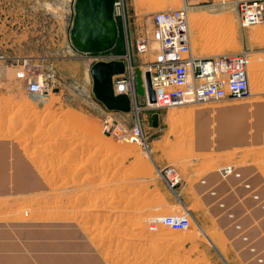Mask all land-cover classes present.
Here are the masks:
<instances>
[{"label": "rangeland", "instance_id": "1", "mask_svg": "<svg viewBox=\"0 0 264 264\" xmlns=\"http://www.w3.org/2000/svg\"><path fill=\"white\" fill-rule=\"evenodd\" d=\"M237 1L192 2L189 40L195 56L246 54L245 99L151 110L135 85L137 104L121 114L95 98L92 59L71 43L75 0H0V172L8 171L0 186L29 187L0 197V257L14 262L13 251L35 248L59 264L264 263V181L257 185L264 177V130L254 113L264 108V23L241 28ZM181 4L122 0L124 17H114L118 38L107 54L129 56L141 67L152 57L139 56L134 42L151 35L150 15ZM22 60L53 75L39 100L17 77ZM230 107L244 110L242 129L219 131L217 114ZM135 125L143 147L114 137L113 130L125 135ZM66 158L73 166L59 165ZM232 165L245 178L196 188ZM168 168L180 177L173 188L159 176ZM14 170L22 177L14 178Z\"/></svg>", "mask_w": 264, "mask_h": 264}, {"label": "built area", "instance_id": "2", "mask_svg": "<svg viewBox=\"0 0 264 264\" xmlns=\"http://www.w3.org/2000/svg\"><path fill=\"white\" fill-rule=\"evenodd\" d=\"M196 1L202 0H181L179 8L166 9L150 15L151 35L134 42L135 52L139 56L145 59L147 56L152 57L143 61L141 67L133 66L129 56H112L107 52L86 54L90 56L93 64L123 62L124 73L112 79L114 95L127 96L131 106L137 104L136 71L140 72L142 78L145 73L149 74L155 95L154 103H148L151 110L179 108L187 104L207 105L241 101L250 94L245 53H223L211 57L193 54L189 40L188 9L192 2ZM237 2L241 28L264 23V0ZM122 6V0H114V17H124ZM18 64L21 70L17 77L25 82L27 96L32 100H39L47 94L53 82V75L39 74L33 66L23 60ZM144 98L148 101L146 96ZM113 135L118 140L124 139L131 144L144 146L140 126L135 125L125 135L113 130ZM219 175L224 180L241 178L233 165L221 168ZM159 176L170 188L180 181L178 173L172 168L160 171ZM250 186L251 184L249 188ZM256 201L261 202L262 199ZM261 210H264V206Z\"/></svg>", "mask_w": 264, "mask_h": 264}, {"label": "water", "instance_id": "3", "mask_svg": "<svg viewBox=\"0 0 264 264\" xmlns=\"http://www.w3.org/2000/svg\"><path fill=\"white\" fill-rule=\"evenodd\" d=\"M74 18L70 30V40L75 48L83 54H100L112 50L118 38V30L114 19V0H75ZM90 75L93 80L95 98L110 112L127 114L132 106L125 95H114L112 79L125 71L123 62H98L91 66ZM137 94L146 96L150 104L154 103L155 95L152 90L148 73L141 77L136 71ZM152 126H158V115L151 118ZM228 148V147H225ZM29 187H20L18 192L26 191Z\"/></svg>", "mask_w": 264, "mask_h": 264}, {"label": "crops", "instance_id": "4", "mask_svg": "<svg viewBox=\"0 0 264 264\" xmlns=\"http://www.w3.org/2000/svg\"><path fill=\"white\" fill-rule=\"evenodd\" d=\"M1 63H2V59H0V64ZM121 114H123V113H121ZM6 147L7 146H5L4 148H6ZM226 150H228V148L227 149L225 148L224 151H226ZM4 155H5V157L2 159V161L5 162V163H7V161L9 160V158H8L9 157V150H8V152H7V150L6 151L4 150ZM7 173H8V171H6L4 173H1L0 172V178H3V175H4V178H6L7 177ZM16 173L17 172L15 170L12 171V175H13L14 178H17L18 179V178L22 177L21 174L18 175V177H17L16 176ZM215 175H209V176H207L206 180H203L200 184L195 185V186H197L196 188L199 191L201 189H204V190L207 191V189L212 188L213 185L217 186L218 183H223V181L221 180L222 178L220 176H215ZM258 179H259V184H260V180L261 181H264V177L258 176ZM208 181L209 182L211 181V182L208 183V184H206V182H208ZM259 184L257 183V185L259 187H262V185L261 184L259 185ZM224 188H226V186H224ZM18 189H19V187H16V188L10 190L8 186H4V184H2V186H0V196L3 197V198L5 196L17 197L19 195H23V192H28V190L18 192ZM25 194H28V193H25ZM231 196L234 197L233 195H231ZM0 224H2V223H0ZM11 237L12 236L9 234L6 238L9 240V239H12ZM31 237L32 236H24L25 239H31ZM85 246H86L85 249L83 248L82 251H83V253H86V252L88 253V251H90V247H88L87 245H85ZM68 247H67V249H69ZM12 256L15 259L14 262H12V261H6V257L4 256V257H0V264H26L25 261H27L28 259H32V260L33 259H39V261H40L41 264H46V263L47 264H59L60 263L59 260L52 259L50 257L49 252H41V251H39L38 249H35V248H26V249H23V250L19 249V250L13 251ZM82 257L85 258L86 256H82Z\"/></svg>", "mask_w": 264, "mask_h": 264}, {"label": "bare ground", "instance_id": "5", "mask_svg": "<svg viewBox=\"0 0 264 264\" xmlns=\"http://www.w3.org/2000/svg\"><path fill=\"white\" fill-rule=\"evenodd\" d=\"M247 0H242V1H240V2H246ZM175 2H172L171 4H174ZM235 5V8L237 7V3H235L234 4ZM191 9V6L189 7V9H188V12H189V10ZM238 21H239V17H238V19H237ZM257 95L259 94V96L261 95V93L262 92H255ZM258 98H256L254 101H256ZM149 102L147 101V104H148ZM149 105H150V103H149ZM264 108H256L255 110H254V113H255V115L257 116L256 118H255V121L258 123V126H257V129L258 130H260V131H263L264 130V110H263ZM137 112L139 111V110H136ZM218 112L216 111V114H217ZM245 113H244V110H239V109H236V108H232V107H230V108H228V109H223V110H221L218 114H217V117L219 118V119H217L216 121H219V131H223V132H228L229 130L230 131H233V130H240V129H242V124H243V119L245 118ZM28 122H30V121H28ZM256 123V124H257ZM27 144H25L23 147H21V148H24V149H26V146ZM23 149V150H24ZM59 165L60 166H66V167H71V166H73L72 164H71V162L66 158V159H61V161H60V163H59ZM240 176H242L243 178H245L244 176H243V173H240ZM13 194V193H12ZM260 194H263V191L261 190L260 191ZM14 195V194H13ZM30 195H32V194H30ZM30 195H27V196H30ZM1 197V196H0ZM17 199V198H16ZM84 214V213H83ZM17 215V214H16ZM77 215H81V214H77ZM9 216H10V214H9ZM11 216H12V214H11ZM13 216H14V214H13ZM7 218V217H6ZM9 219V218H8ZM12 219H14V218H12ZM11 219V220H12ZM83 228V227H82ZM85 229V228H84ZM95 241V240H94ZM98 246V245H97ZM109 252V251H108ZM107 252V253H108ZM122 252V251H121ZM125 252V251H124ZM118 253V252H117ZM120 253V252H119ZM110 254V253H109ZM128 254V253H127ZM106 255V254H105ZM111 255H113V254H111ZM122 255H124V254H122ZM107 256H109V255H107ZM119 256V255H118ZM106 257V256H105ZM113 257V256H112ZM114 257H115V255H114ZM130 257V256H129ZM131 257H132V255H131ZM116 259V258H115ZM134 259V258H133ZM111 260V259H110ZM138 260V259H137ZM136 260V261H137ZM135 262V261H134Z\"/></svg>", "mask_w": 264, "mask_h": 264}, {"label": "trees", "instance_id": "6", "mask_svg": "<svg viewBox=\"0 0 264 264\" xmlns=\"http://www.w3.org/2000/svg\"><path fill=\"white\" fill-rule=\"evenodd\" d=\"M109 52V51H108Z\"/></svg>", "mask_w": 264, "mask_h": 264}]
</instances>
